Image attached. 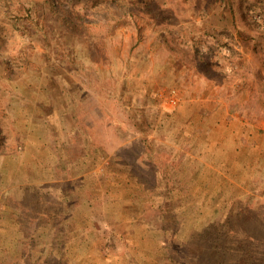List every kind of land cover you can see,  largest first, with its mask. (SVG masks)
Wrapping results in <instances>:
<instances>
[{"label":"rangeland","instance_id":"obj_1","mask_svg":"<svg viewBox=\"0 0 264 264\" xmlns=\"http://www.w3.org/2000/svg\"><path fill=\"white\" fill-rule=\"evenodd\" d=\"M0 264H264V0H0Z\"/></svg>","mask_w":264,"mask_h":264}]
</instances>
